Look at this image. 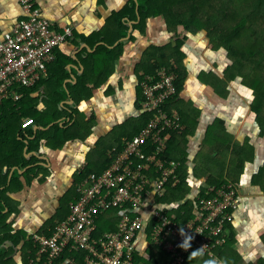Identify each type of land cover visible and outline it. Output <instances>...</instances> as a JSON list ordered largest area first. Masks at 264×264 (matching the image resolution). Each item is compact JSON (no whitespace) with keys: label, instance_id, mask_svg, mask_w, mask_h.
I'll use <instances>...</instances> for the list:
<instances>
[{"label":"crops","instance_id":"obj_1","mask_svg":"<svg viewBox=\"0 0 264 264\" xmlns=\"http://www.w3.org/2000/svg\"><path fill=\"white\" fill-rule=\"evenodd\" d=\"M34 2L56 27L72 25L77 32V45L67 42L57 51V65L64 64L68 71L63 82L66 88L68 84H76L85 72L84 59L88 57L87 52L94 53L104 43L97 41V34L105 28L115 29L116 13L126 12L123 21L129 31L127 36L116 39L111 46L115 48L123 42L119 57H114V60L110 58L106 63L102 57H97V71L101 76L91 71L90 77L98 87L94 90L92 101L80 105L84 113L92 119L89 135L78 138L71 122V131L67 130L69 134H73L74 139L68 140L62 148H53L45 138L36 143L38 131L47 130L52 124L48 127L36 124L32 117H24L22 111L12 108L8 110L5 122L0 126V134L3 130L8 135L4 142L0 140V199L2 200L1 196L4 195L14 210L9 213L10 206L3 200L6 204L3 213L6 214L8 227L0 234V249L7 246L10 249L9 256L15 264H24L28 248H24L23 242L19 246L14 245L11 239L3 242L1 237L19 231L28 236L35 232L46 235L53 233L58 225L54 223L55 220L61 219L68 209L71 210V204L76 198L79 169L93 163L90 156L98 150V145L111 134H117L111 148L122 146L126 140L132 138L124 134L123 123L138 122L141 120L139 117L146 112L141 104L140 82L147 73L145 71L154 67L153 64H140V61L145 56L143 53L147 51L146 48L151 43L158 42L159 35L169 38L165 34L167 31L163 16L150 17L143 31L136 29L135 25L140 23L142 18L139 14L137 19L130 17V0ZM135 2L137 12L140 10V3L139 0ZM23 16L22 0H0V27L3 32L11 30ZM114 36L115 33H110L109 38ZM201 36L199 33L190 34L182 44L181 52H184V55L180 63L176 64L174 61L170 64L176 69L179 67L186 74L184 84L171 105L184 114L183 128L186 126L193 129L183 139L189 151L187 165L191 187V192L184 201L194 203L201 189L210 185L205 177L210 168L201 164L209 156L210 149L216 150L214 155L232 166L236 165L239 156L250 152L251 143L254 147L251 156L254 157L246 161L244 170H238L239 174L232 177L230 169L222 164L217 175L213 176L223 182L236 183L241 196L235 221L230 226L235 240L219 256L220 261L217 264H231L236 261L235 257H239V264H256L261 257L264 258V183L259 182L263 177H258L264 166V138L260 137L259 125L251 113V95L239 83V79L226 81V84L223 81L226 79L224 73L230 63L227 52L224 49H212L211 41L207 42L205 37ZM111 61H114L112 68ZM49 86L51 85L33 93L37 100H28L27 108H46L44 99L39 96L48 93ZM61 94H64L63 91ZM67 94L68 97L60 103L64 109L66 105L75 102L70 90ZM68 111L71 112V109ZM28 119H33L34 122L24 126ZM58 121L64 125L70 118L67 114L62 115ZM81 132L86 133V127H83ZM228 145L231 146L227 147ZM108 151L105 153L107 156ZM31 157L37 159L33 164L27 163ZM99 157L105 158L103 155ZM179 161L185 164L184 161ZM197 161L204 167L200 170L204 171V177L196 174ZM38 164L43 165L38 170V175H27L28 170ZM165 205L171 210L178 207V204L169 202ZM198 255L200 258L191 257V264H212L209 257L208 259L207 256ZM68 263V259H64L61 264Z\"/></svg>","mask_w":264,"mask_h":264},{"label":"built area","instance_id":"obj_2","mask_svg":"<svg viewBox=\"0 0 264 264\" xmlns=\"http://www.w3.org/2000/svg\"><path fill=\"white\" fill-rule=\"evenodd\" d=\"M22 4V19L7 32L0 27V117L5 101L24 96L18 89L47 78L58 61V48L75 37L72 25L56 27L34 0ZM177 78L167 66L142 77L141 104L151 114L147 125L109 150L110 163L103 172L79 169L71 215L52 234H31L36 251L32 262L50 264L69 252L72 264H148L162 252L167 264H184L194 250L212 264L220 261L217 251L227 244L226 229L241 204L239 186L232 181L206 186L188 220L176 219L162 202L182 182L181 162L163 154L171 132L183 126L181 115L168 108L179 94ZM33 122L28 119L24 126ZM181 214L186 216V210ZM114 216L116 228L100 233L102 217Z\"/></svg>","mask_w":264,"mask_h":264},{"label":"trees","instance_id":"obj_3","mask_svg":"<svg viewBox=\"0 0 264 264\" xmlns=\"http://www.w3.org/2000/svg\"><path fill=\"white\" fill-rule=\"evenodd\" d=\"M130 1L131 2L128 4L132 10V15H130V17L132 19H137L139 14L142 18V21L135 25L136 29L143 31L145 25L147 24V20L150 17L163 16L166 26L165 29L167 32L174 33L180 37H183L185 34V40H187L190 34L196 35L199 31L205 30L211 42L216 43V46H219L218 49H224L227 52L230 63L228 64L225 72L226 79L223 81H225L224 83L226 84V81L239 79V83L245 87L247 92L251 95V113L255 119V122L259 125L260 137L264 138V0H244L245 4L243 5L241 4L240 0H238L240 3L238 5L236 4L237 0H139L140 10L137 12L135 11V0ZM233 13L234 15H238L237 21L234 20L235 22L233 21L230 23L229 18ZM125 14L126 12H118L115 14L117 15L115 29L110 30L109 28H105L97 34V41L104 43L101 44L94 53L87 52L88 57L84 59L86 70L80 76V79L76 84H68L67 88L64 85L63 82L66 78L65 76L68 74V71L64 64L57 65L59 62L58 54V61L49 67V74L47 78L43 79L33 87L18 89V92H23L24 94L22 100L20 99L19 101H15L14 98H10L5 101L2 107L0 126L5 122L8 110L12 108L22 111L24 117L25 115L32 117L36 124L43 125L44 127H48L50 124H52V126H50V128L47 130L38 131V135L35 139L36 143H39L41 139L45 138L48 142V145H53V148H62L68 140L74 139V137H72L73 134L68 133V130H70L69 127L71 126L69 124L71 122H73V126L71 127L76 129L74 133L77 134L78 138L89 135L91 132L92 119H90L87 114L84 113L80 105L84 102L89 104L93 99L94 90L97 85H95L96 83L91 79L90 75L92 74V70L95 74H100L97 71L98 55L104 53V57L102 58L104 63L108 62L110 58L114 60V57H119L120 50L123 47V42H120L115 48H111V46L115 43L116 39L125 37L128 34L129 27L126 25V22L123 21V15ZM110 33H115V36L112 37V39L109 38ZM75 34H77V32H75ZM68 42L77 45L75 37ZM182 43H184V39L179 42L177 47L165 45L163 47L162 60H160L159 64L154 65V67H151V69L145 71L147 73H153L161 66H168L178 76L176 84L179 90L184 84L186 74L183 73L179 67L176 69L175 67L170 66V64H172L174 61L176 64L180 63L179 61L182 55H184V52H181ZM114 52L116 54L113 55ZM48 85H51L49 86L50 91L39 96L44 99V103L47 107L42 110H39L38 108L36 109L33 106L27 108V103L29 105L28 100L33 102L37 100V98L33 97V93ZM68 90L71 91L75 102L72 105H66L67 107L64 109L62 106H60V103L62 100L68 97ZM62 91L64 94H61ZM168 108L171 111H177L171 104L168 106ZM67 109H71V112H69ZM177 112L181 115L184 125V114L181 111ZM66 114L70 118V121L63 125L58 121V119L62 115ZM150 116L151 114L149 112H145L139 117V119H141L140 121L123 123L122 128L124 130V134H126L128 137H133L135 134H138L142 128L147 125ZM83 127H86V133L81 132ZM185 127L186 126L183 128L182 126V129L171 132L167 150L163 153L166 158L170 157L174 159L172 157L174 156L175 158H178L175 160L180 159L185 162V164H182L179 171L182 182L177 187L169 189V195L162 199L163 203L169 202V204H178V207L173 208V210L167 206L164 207L167 212H175L176 219L178 220H188L195 214L194 203H188L187 201H184V198H186L188 193L191 192V187L188 178L189 166L187 165L189 160V151L187 150L183 139H185V136L190 133V130H193ZM6 137H8V135L2 130L0 134V140L4 142ZM230 146L231 145H228L227 147ZM249 147V153H244L243 155L239 156L241 162L243 163H246L248 160H252L254 157L251 156L254 147ZM214 152H216V150L210 149L208 155L212 156L213 159H217V156L214 155ZM103 156H105V158L100 157L99 161L97 162L98 164H95L96 166L93 164L85 166L86 174L90 172L101 173L107 168L110 163V159L105 153ZM21 158L23 160L25 159L23 155ZM235 159L236 156L234 161ZM36 160L37 159L35 157H31L27 163L33 164ZM201 164L203 165V162ZM42 166L43 165L41 164L35 165L34 167L32 166L28 170L27 175L30 173L38 175V170ZM200 172L203 173L202 177H204V171ZM77 177L79 179L80 175ZM205 177L207 178V182L210 185L219 186L227 182L218 180L215 176H213V174H207ZM258 177H263L261 182L264 183V166L261 168ZM28 179H30V176ZM206 186L201 189L200 193L198 194L199 197L205 195L207 188ZM1 197L0 234L3 230L6 231L8 227L6 214L3 213L6 204L10 206L9 213L14 211L7 198L4 195ZM3 200L6 202V204ZM183 210H186V216L181 214V211ZM70 215L71 210L69 211L68 209L65 211L64 216L59 220H55L54 223L60 224ZM102 218L103 219L99 221L98 224V230L100 233L107 230H114L116 228L115 216L114 220H110L106 217ZM230 226L231 224L226 229L228 232V242L223 248L218 249L217 252L219 256L222 255L223 251H225L227 247H229L235 240V235ZM7 239H11L16 246H19L23 242L24 248H28L27 256L24 257V264H43L40 261H31V258H34L36 251L33 247L31 237L28 236V234L19 231L18 233L12 235L8 234L4 236V238L1 237V241L3 242H5ZM0 243L2 244V242ZM9 253L10 249L7 246H2L0 249V264H15L9 256ZM198 254L204 255L197 250L190 252L186 257L184 264H191V257L193 256L200 258L198 257ZM67 257L70 258L69 252H66L60 259L55 260L50 264H61L64 259H68ZM235 260L236 261H233L231 264H239V257H235ZM167 262L168 257L166 253L160 252L158 254H154V260L148 262V264H167ZM68 264L72 263L69 262ZM256 264H264V258L261 257Z\"/></svg>","mask_w":264,"mask_h":264},{"label":"rangeland","instance_id":"obj_4","mask_svg":"<svg viewBox=\"0 0 264 264\" xmlns=\"http://www.w3.org/2000/svg\"><path fill=\"white\" fill-rule=\"evenodd\" d=\"M220 2V1H219ZM240 2H241V4L243 5V4H245L244 3V0H240ZM236 4L238 5V4H240L239 3V1L237 0L236 1ZM219 5H220V3H219ZM235 13V12H234ZM234 13L230 16V18H229V22L230 23H232L234 20H236L237 21V17H238V15L237 14H235L234 15ZM235 22V21H234ZM199 34H202V36L203 37H205V40L208 42L209 40H210V38H209V36H207V32L205 31V30H201V31H199L198 32ZM202 36H201V38H202ZM208 37V38H207ZM211 41V40H210ZM183 44V43H182ZM210 47L212 48V49H218L219 48V46H216V43H212V42H210ZM106 55V54H105ZM103 58L104 57V53H102V54H99L98 55V58ZM113 65H114V61H111V68L113 67ZM102 71H104L103 70V68H102ZM151 72H153V71H151ZM140 86H141V84H140ZM247 91V90H246ZM86 109V108H85ZM90 114V113H89ZM119 132H121V130L119 131ZM116 137H117V134L116 135H110L109 137H107V138H105L99 145H98V150L97 151H94L92 154H91V156H90V158L92 159V164L94 165V166H96L95 164H98L97 162L99 161V159H100V155H103L104 153H106L110 148H111V146L113 145V143L115 142V140H116ZM227 140V139H226ZM250 146H252L251 145V143L249 144ZM109 152V151H108ZM247 153V152H246ZM203 164L205 165V166H207L208 168H210V170H209V174H214V175H217V173H218V171H219V168H220V166L223 164V165H225V166H227V168L228 169H230V171H231V173H232V177H234V176H237L238 174H239V172H238V170H244V167H245V162L243 163V162H241V160H240V158L239 159H237L236 160V165L234 164V165H232V166H230L228 163L226 164V161L224 162V161H222V158H217V159H213L212 158V156H208L207 157V159L203 162ZM196 174H197V176H202L203 175V173L202 172H200V170L202 169V168H204V167H201V165H200V161H197L196 162ZM235 171V172H234ZM259 181V180H258ZM259 182H261V180L259 181ZM181 199V198H180Z\"/></svg>","mask_w":264,"mask_h":264},{"label":"flooded vegetation","instance_id":"obj_5","mask_svg":"<svg viewBox=\"0 0 264 264\" xmlns=\"http://www.w3.org/2000/svg\"><path fill=\"white\" fill-rule=\"evenodd\" d=\"M165 34L167 36H169V38L163 37V35H159L157 38L158 42H153L146 48L147 51L143 53V55L145 54V56L142 57L140 64L157 65V64H159L160 60H162L163 47L165 45H170L172 47L173 46L176 47L178 45V43L183 39H184V43H185V34H184V37H182V36L180 37L179 35L177 36L174 33H170V32H166ZM227 59H228V56H227ZM228 61H229V59H228ZM224 75H225V73H224Z\"/></svg>","mask_w":264,"mask_h":264},{"label":"clouds","instance_id":"obj_6","mask_svg":"<svg viewBox=\"0 0 264 264\" xmlns=\"http://www.w3.org/2000/svg\"><path fill=\"white\" fill-rule=\"evenodd\" d=\"M181 243H182V241H181Z\"/></svg>","mask_w":264,"mask_h":264}]
</instances>
